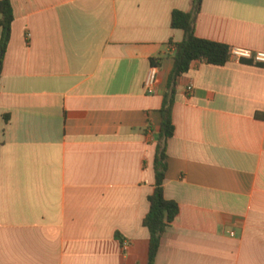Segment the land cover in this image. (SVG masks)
<instances>
[{"label":"crops","instance_id":"crops-1","mask_svg":"<svg viewBox=\"0 0 264 264\" xmlns=\"http://www.w3.org/2000/svg\"><path fill=\"white\" fill-rule=\"evenodd\" d=\"M10 1L0 84V264H148L143 220L175 64L171 44L184 40L172 15L189 12L193 0ZM196 35L264 53V0H204ZM158 59L149 95L145 81ZM257 115L264 116L259 65L196 62L179 79L164 184L179 215L155 264H264Z\"/></svg>","mask_w":264,"mask_h":264},{"label":"trees","instance_id":"trees-1","mask_svg":"<svg viewBox=\"0 0 264 264\" xmlns=\"http://www.w3.org/2000/svg\"><path fill=\"white\" fill-rule=\"evenodd\" d=\"M204 0H193L189 12L175 11L172 15V28L184 32V40L178 44H171L174 48V68L169 76L167 88L161 108V126L157 138L156 156L154 162L155 185L153 194L149 197L150 210L143 220V227L150 233L149 262L155 264L163 235L172 227L179 215L176 202L168 201L164 195V184L168 171L167 148L170 139L175 135L173 111L178 95V82L188 74L196 62L207 65L225 66L230 60V48L223 44L203 40L196 35L197 20ZM0 27L2 37L0 41V84L3 73V61L11 40L14 14L10 0L0 1ZM154 67L161 68L162 59L152 60ZM257 119L264 120V116L257 115ZM8 121L9 117H5Z\"/></svg>","mask_w":264,"mask_h":264},{"label":"built area","instance_id":"built-area-1","mask_svg":"<svg viewBox=\"0 0 264 264\" xmlns=\"http://www.w3.org/2000/svg\"><path fill=\"white\" fill-rule=\"evenodd\" d=\"M230 60H235L237 62H250L264 68V53H254L250 50L243 48H232L230 50ZM157 75L158 69L157 67H153L147 76L144 86L147 94L149 95H153L155 92V87L157 84ZM188 93H193L192 87L188 89ZM124 247L125 249H127L126 244H124Z\"/></svg>","mask_w":264,"mask_h":264}]
</instances>
